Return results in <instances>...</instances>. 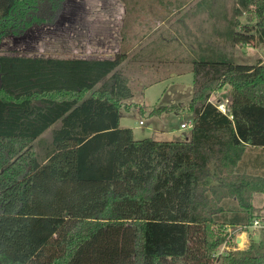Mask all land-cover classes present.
Segmentation results:
<instances>
[{"label":"trees","instance_id":"obj_1","mask_svg":"<svg viewBox=\"0 0 264 264\" xmlns=\"http://www.w3.org/2000/svg\"><path fill=\"white\" fill-rule=\"evenodd\" d=\"M64 2L0 0V46L53 24ZM219 35L264 45V0H233ZM126 59L0 53V264H264V228L234 247L236 230L264 223L251 203L264 167L242 166L248 148L264 152V61L192 59L188 104L149 112L186 109L190 136L161 141L119 126ZM225 87L223 113L210 98Z\"/></svg>","mask_w":264,"mask_h":264},{"label":"rangeland","instance_id":"obj_2","mask_svg":"<svg viewBox=\"0 0 264 264\" xmlns=\"http://www.w3.org/2000/svg\"><path fill=\"white\" fill-rule=\"evenodd\" d=\"M232 8L233 0H65L53 24L34 25L20 37L5 38L0 53L89 59L126 53L122 72L134 95L124 102L119 126L132 129L136 140H182L190 136L189 128H179L181 122L191 119L186 109L161 116H150L149 112L161 105L188 104L192 89L188 65L196 54L212 48L235 63L264 61V45L252 40L231 46L220 37ZM239 23L248 26L245 16ZM147 70L152 75L142 84L139 74ZM227 99L228 87L210 98L225 107ZM50 130L41 137L44 143L50 141ZM251 203L256 215L264 209V195L253 194ZM259 230L248 228L246 244H238L239 250L248 246L249 236L257 241ZM235 233L236 240L243 234ZM227 248L222 246L217 254H225Z\"/></svg>","mask_w":264,"mask_h":264},{"label":"crops","instance_id":"obj_3","mask_svg":"<svg viewBox=\"0 0 264 264\" xmlns=\"http://www.w3.org/2000/svg\"><path fill=\"white\" fill-rule=\"evenodd\" d=\"M198 55H200V53L196 54L194 58H196ZM91 59H93V58H91ZM138 61H143V59H139ZM124 64H123V66H124ZM123 66H122V70H123ZM188 67H191V64L188 65ZM148 71H150V70H147V71L143 72L144 74H139V78L142 79V84L143 83L145 84L146 79H148L150 77V75H152V74H149L151 72H148ZM176 74H181V73L178 72ZM218 101H220V100H218ZM139 122H138V124H139ZM181 124H183V122H181ZM180 125H179V128H180ZM242 166L243 167H247L248 170H251V172H254V170H256V172H260V171L264 170V169L261 170V168L264 167V152L261 151L260 149L248 148L246 150V154L244 155V162H243ZM242 235L245 237L244 233L241 234L240 236H242ZM244 241H245V238L242 240V242H244Z\"/></svg>","mask_w":264,"mask_h":264},{"label":"built area","instance_id":"obj_4","mask_svg":"<svg viewBox=\"0 0 264 264\" xmlns=\"http://www.w3.org/2000/svg\"><path fill=\"white\" fill-rule=\"evenodd\" d=\"M218 108H219V110L221 111V112H223V113H225L226 112V107L222 104V103H220V104H218ZM139 125H143V122H139ZM190 126H191V122H187L186 124L185 123H183V124H181L180 125V128L181 129H186V128H190ZM250 227H252L253 229H261V228H264V223H262V222H260L259 220H254L253 222H252V224L250 225V226H248L247 228H250ZM244 234H245V241L242 243L243 245H245L246 243V232H243ZM239 236H237V238H238ZM235 240H236V238H235ZM234 240V241H235ZM223 247H226V246H223ZM236 249H239V245H238V243H237V241H236V246H234ZM227 248V247H226ZM229 248H227V250H228Z\"/></svg>","mask_w":264,"mask_h":264},{"label":"bare ground","instance_id":"obj_5","mask_svg":"<svg viewBox=\"0 0 264 264\" xmlns=\"http://www.w3.org/2000/svg\"><path fill=\"white\" fill-rule=\"evenodd\" d=\"M245 237L242 235V236H240L238 239H237V243L239 244V245H241L242 246V240L244 239Z\"/></svg>","mask_w":264,"mask_h":264}]
</instances>
